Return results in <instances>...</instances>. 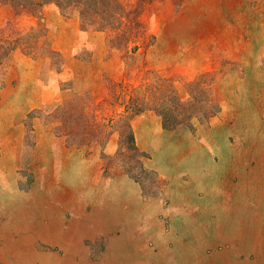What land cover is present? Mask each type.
Returning <instances> with one entry per match:
<instances>
[{
    "label": "rangeland",
    "instance_id": "374dc122",
    "mask_svg": "<svg viewBox=\"0 0 264 264\" xmlns=\"http://www.w3.org/2000/svg\"><path fill=\"white\" fill-rule=\"evenodd\" d=\"M141 20L144 33L133 54L132 46L111 48L105 33L83 30L77 15L53 6L38 21L0 5V31L8 23L18 31L39 25L61 58L54 67L49 59L16 51L3 70L0 234L14 237L12 243L25 237L16 222L21 217L8 204L12 198L31 210L43 198L47 209L37 214L44 217L45 238L49 229L79 230L71 224L82 222L79 214L84 220L101 210L105 216L123 214L119 221L105 218L103 226H84L87 264H102L115 252L111 241L130 229L132 241L119 253L132 256L123 264H223L222 252L225 261L246 262L254 246L251 239L243 246V236L250 224L264 225V0H165L147 7ZM199 79L219 112L207 124L193 119L175 131L164 130L152 111L134 117L139 162L119 154L116 133L105 146L99 140L76 147L47 125L54 105L89 96L88 109L100 106L99 117L110 118L121 112L103 104L110 93L164 81L185 103L188 85ZM117 83L122 87L114 89ZM183 192L191 198L183 201ZM224 193L231 198H221ZM52 214L59 223L49 226ZM39 240L25 246L30 254L63 256L62 244ZM14 247L8 264H28L17 260Z\"/></svg>",
    "mask_w": 264,
    "mask_h": 264
},
{
    "label": "trees",
    "instance_id": "16d2710c",
    "mask_svg": "<svg viewBox=\"0 0 264 264\" xmlns=\"http://www.w3.org/2000/svg\"><path fill=\"white\" fill-rule=\"evenodd\" d=\"M165 0H0V5L9 6L17 16H30L40 21L45 8L53 6L61 14L77 15L83 30L105 33L108 43L116 50H127L131 53L139 49L141 39L143 12L147 7L162 3ZM181 3L184 0H173ZM20 51L24 55L51 60V65L60 67L61 58L53 50L46 39L44 29L38 25L29 27L26 31H18L11 23L0 31V86L5 66L12 55ZM167 82L155 86L122 90L120 93H110L103 104L119 108L120 113L114 117H99L97 108L88 109L92 101L89 96L85 100L76 97L60 105L52 106L47 115V125L53 127L56 137L63 139L68 146H93L102 141L107 145L110 137L118 136L119 154L136 161L143 157L139 153L131 120L145 111L154 112L161 120L164 130L175 131L180 126H188L197 120L207 124L219 109L211 98L205 83L199 79L188 85L189 100L183 103ZM122 84L113 85L114 89ZM87 109L89 111H87ZM41 114V113H40ZM30 120L33 115L29 116ZM125 150V151H124Z\"/></svg>",
    "mask_w": 264,
    "mask_h": 264
},
{
    "label": "bare ground",
    "instance_id": "6f19581e",
    "mask_svg": "<svg viewBox=\"0 0 264 264\" xmlns=\"http://www.w3.org/2000/svg\"><path fill=\"white\" fill-rule=\"evenodd\" d=\"M252 200H253V198L251 196L250 201L252 202ZM262 208H264V207H262ZM129 210H131V209H129ZM120 213L121 212H118V213H115V214L113 213V214H111V215H109L107 217H110V218H112V219H114L116 221H119L120 220V216L123 215V214L120 215ZM140 214H141V212H140ZM135 219H138V218H135ZM110 224H112V222ZM128 224H130V227H132L133 225L135 226V223H134V220L133 219H131L130 222H128ZM139 224H141V223H139ZM223 227H225V226H223ZM245 227H246V225H245ZM248 228H249V226H248ZM108 229L110 231V228H108ZM85 233L88 234L89 231L87 229H84V226H80V229L79 230H76L75 228H70V229H67L66 231H60L58 229H49L48 230V233L46 235V239H48L52 243L59 244V245L62 244L63 245L62 246V249H63V253L64 254H63L62 257H55V256L46 257V256H43V255L40 256L38 254L37 255H33V254H30L29 253L30 252L29 249L26 248V250L28 251V253H25V251H20V250H22V247L15 246L16 251H18V253H17V255H18L17 256V260L18 259H23V260L26 261V259H27L28 264H87L86 261L84 262L83 255H82L83 254V250L81 248V237H83V235ZM127 233L128 234L124 235V237L119 238V239H114V240L111 241V244L110 245L113 246V248L115 249L114 250L115 252L113 251L114 252L113 254H110L109 256H107V258L102 262V264H123V261L124 260H127L128 258H130L132 256V253H128V254H126V253H119L121 249L125 248L132 241V234L134 235L133 230L130 229ZM86 234H85V236H86ZM257 235L264 236V225H262L261 222H259V223H255L254 222V223L250 224V230L247 233V238L249 237L248 239H251L255 251H256V249H259V250L261 249L260 252H257L256 253V257L257 258H256V262L254 264H264V251H262V250H264V241L259 242ZM36 239H37V237H36ZM248 239H246V238L245 239H242V242H243L242 245L243 246L246 243V241H249ZM28 240H30V239H28ZM250 248L251 247H249V249ZM37 253H39V252H37ZM245 253H247V251ZM115 260L118 261V263L115 262Z\"/></svg>",
    "mask_w": 264,
    "mask_h": 264
},
{
    "label": "crops",
    "instance_id": "0c3cea01",
    "mask_svg": "<svg viewBox=\"0 0 264 264\" xmlns=\"http://www.w3.org/2000/svg\"><path fill=\"white\" fill-rule=\"evenodd\" d=\"M201 161V160H200ZM193 162H195V163H197V162H199L198 160H194ZM202 180H204V178H202ZM201 182V181H200ZM188 185V183H183L182 184V189H184L186 186ZM209 192H212V191H209ZM233 196H234V190H233ZM181 197H182V199H183V201H186L187 199H190L191 198V196H189V195H186L184 192L181 194ZM226 198L227 200H229L231 197H230V195H227L226 193H224V194H221V198ZM220 198V199H221ZM220 199H219V202H220ZM40 203H37L34 207H33V205H32V210L30 209V207H28V208H26V207H23L22 205L23 204H18V203H16L15 202V199H13L12 198V200H10L9 202H8V204L10 203V205H11V210L14 212V213H16V216H19V217H21V220H18V221H16L17 223L19 222V226L21 225V226H23V231H26V234L24 235V233H23V235L25 236V237H23L22 235H20L19 236V241L18 242H16V243H12V241L11 240H13V238L14 237H11L10 235H5V234H0V264H8V263H10L9 261H6V259H9V254L11 255V253H14L13 252V250L11 251L10 249L12 248V246L14 247V246H20V247H24V248H26L25 246H30L33 242H35L36 240H38L39 238H40V240H39V242H46V243H49L50 241L48 240V239H46L44 236H43V233H41V230H40V226H42V222H43V219H44V217H42L41 215L42 214H45L44 213V209H47V207L46 206H44V202H45V200L42 198V199H40V200H38ZM228 203H229V201H228ZM14 204V205H13ZM249 204H250V206H251V208L253 207L252 206V202H249ZM50 209V208H49ZM7 210H9V209H7ZM56 210L57 209H55L54 207L52 208V211H55L56 212ZM101 210V209H100ZM184 210H189V209H184ZM11 211V212H12ZM59 211V210H58ZM57 211V212H58ZM102 211V210H101ZM101 211H100V214H96L93 218H91L90 220H84L85 219V216H83L82 214H79L80 215V218L82 219V222L81 221H78V220H74V221H72L71 222V224H75V223H78L80 226H90V225H97V226H103L104 224H106V222H107V219H105V218H108L107 216H105L104 215V213L102 212L101 213ZM38 212H40L41 213V215H38L37 213ZM13 213V214H14ZM33 213H34V218L38 221H36V220H34V221H32L33 219ZM12 214V213H11ZM41 217V218H40ZM53 217V214L51 215V217H48L49 219L50 218H52ZM39 218H40V220H39ZM57 218V217H56ZM52 220L53 221H51L50 223H49V226L50 225H53V223L55 224V223H59L58 222V220H55L54 221V218H52ZM84 220V221H83ZM21 223V224H20ZM126 223V222H125ZM70 224V223H69ZM22 231V232H23ZM247 233H248V231H247ZM86 234V233H85ZM245 233H243V235H244ZM34 235V236H33ZM36 237H37V239H36ZM93 238H95V237H93ZM243 238L245 239H248L247 238V235L245 236H243ZM28 239H30V240H28ZM34 239V240H33ZM44 240V241H43ZM249 240V239H248ZM24 241V243L22 244V242ZM29 243H28V242ZM251 241V240H250ZM32 242V243H31ZM252 242V241H251ZM28 243V244H27ZM52 244V245H51ZM49 245H51V246H53V245H55V243H52V242H50L49 243ZM24 248H22V250H20V251H27L26 249H24ZM14 249H15V251H16V248L14 247ZM30 252H31V250H29ZM262 251H264V250H262ZM16 254V253H15ZM35 255H37L36 253H35ZM38 255H40V256H42V254H38ZM228 254L227 253H224V252H222L221 254H219V256H220V258H221V260H222V262H223V264H234V263H232V261H225L226 260V256H227ZM253 258V259H252ZM255 258H256V253H255V250H254V254H253V256H249V259H248V261H246V262H241L240 264H252L254 261H255ZM22 263V262H21Z\"/></svg>",
    "mask_w": 264,
    "mask_h": 264
}]
</instances>
